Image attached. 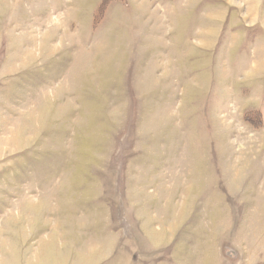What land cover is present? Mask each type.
<instances>
[{"label":"rangeland","instance_id":"374dc122","mask_svg":"<svg viewBox=\"0 0 264 264\" xmlns=\"http://www.w3.org/2000/svg\"><path fill=\"white\" fill-rule=\"evenodd\" d=\"M0 264H264V0H0Z\"/></svg>","mask_w":264,"mask_h":264}]
</instances>
